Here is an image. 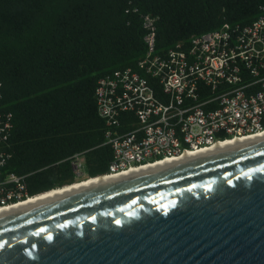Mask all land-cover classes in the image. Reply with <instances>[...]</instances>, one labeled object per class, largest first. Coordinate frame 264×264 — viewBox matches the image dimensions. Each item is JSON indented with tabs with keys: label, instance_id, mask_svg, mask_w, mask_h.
Listing matches in <instances>:
<instances>
[{
	"label": "trees",
	"instance_id": "trees-1",
	"mask_svg": "<svg viewBox=\"0 0 264 264\" xmlns=\"http://www.w3.org/2000/svg\"><path fill=\"white\" fill-rule=\"evenodd\" d=\"M262 13L264 0H0V111L12 115L7 170L26 176L31 196L75 183L70 158L78 153L88 178L109 172L113 152L95 90L99 79L137 68L147 51L145 16L155 20L161 54ZM131 120L121 117L117 132L132 130Z\"/></svg>",
	"mask_w": 264,
	"mask_h": 264
},
{
	"label": "water",
	"instance_id": "water-1",
	"mask_svg": "<svg viewBox=\"0 0 264 264\" xmlns=\"http://www.w3.org/2000/svg\"><path fill=\"white\" fill-rule=\"evenodd\" d=\"M0 264H264V138L1 215Z\"/></svg>",
	"mask_w": 264,
	"mask_h": 264
},
{
	"label": "built area",
	"instance_id": "built-area-1",
	"mask_svg": "<svg viewBox=\"0 0 264 264\" xmlns=\"http://www.w3.org/2000/svg\"><path fill=\"white\" fill-rule=\"evenodd\" d=\"M143 28L147 51L137 68L99 79L95 90L113 152L102 176L264 132V13L249 25H225L194 36L186 49L178 45L161 54L155 20L145 16ZM123 116L136 122L118 133ZM11 129V113L0 111V209L38 196L29 194L25 175L7 170ZM70 163L75 181L90 179L83 153Z\"/></svg>",
	"mask_w": 264,
	"mask_h": 264
},
{
	"label": "bare ground",
	"instance_id": "bare-ground-1",
	"mask_svg": "<svg viewBox=\"0 0 264 264\" xmlns=\"http://www.w3.org/2000/svg\"><path fill=\"white\" fill-rule=\"evenodd\" d=\"M258 138H264V132L257 134L255 136H250V137H245V138H240V139H233L221 144L214 145L210 148L203 149V150H198L196 152H191V153H185L182 156L175 158V159H168V160H162L161 162L153 163L150 165H146L143 167L131 169L129 171H126L124 173L118 174V175H113V176H107L103 178H91L84 180L82 182L75 183L72 186H67L61 189H57L55 191H50L42 195H38L26 202H23L19 205L13 206V207H8V208H3L0 209V216L4 214H8L14 211H18L21 209H25L28 207H32L35 205H39L42 203H46L52 200H56L59 198H62L67 195H72L79 193L81 191H85L88 189H92L94 187H98L100 185H104L107 183H112L121 179L129 178L134 175H139L148 171H152L155 169H159L162 167H166L169 164L177 163V162H182L186 160H190L193 158L209 155L212 153L228 150L231 148L238 147L240 145L246 144L247 142H250L252 140L258 139Z\"/></svg>",
	"mask_w": 264,
	"mask_h": 264
},
{
	"label": "rangeland",
	"instance_id": "rangeland-1",
	"mask_svg": "<svg viewBox=\"0 0 264 264\" xmlns=\"http://www.w3.org/2000/svg\"><path fill=\"white\" fill-rule=\"evenodd\" d=\"M85 179H86V178H85ZM85 179H84V180H85ZM78 182H80V181H75V183H78Z\"/></svg>",
	"mask_w": 264,
	"mask_h": 264
}]
</instances>
